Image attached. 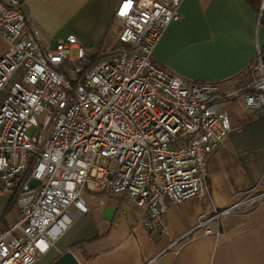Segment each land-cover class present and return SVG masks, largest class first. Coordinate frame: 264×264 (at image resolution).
Listing matches in <instances>:
<instances>
[{"label":"built area","instance_id":"1","mask_svg":"<svg viewBox=\"0 0 264 264\" xmlns=\"http://www.w3.org/2000/svg\"><path fill=\"white\" fill-rule=\"evenodd\" d=\"M182 1L121 0L123 45L98 53L75 35L44 50L39 32L28 29L25 0H0V40L9 44L0 57V191L19 208L0 227V264H35L72 224V207L87 211L86 191L144 208L151 236L168 233L171 204L208 193L210 158L232 129L223 103L241 95L247 109L264 106V63L259 50L232 88L230 80H189L156 60ZM32 180L39 184L28 188ZM263 201L259 183L236 192L183 238L218 235L211 222Z\"/></svg>","mask_w":264,"mask_h":264},{"label":"crops","instance_id":"2","mask_svg":"<svg viewBox=\"0 0 264 264\" xmlns=\"http://www.w3.org/2000/svg\"><path fill=\"white\" fill-rule=\"evenodd\" d=\"M121 0H25L28 29L39 32L44 50L67 36L93 52L122 46L115 15ZM257 5L264 0H183L180 17L157 42L153 55L189 80L232 81L238 87L264 48V25ZM9 44L0 40V57ZM236 97V101L234 98ZM223 103L232 129L210 158L208 193L171 204L168 233L151 236L145 209L124 196L85 192L87 211L77 215L35 264H53L71 250L80 264H264V201L248 213L226 215L217 235L183 238L204 214L224 209L236 192L264 188V106L247 109L237 95ZM17 199L0 191V227L18 216Z\"/></svg>","mask_w":264,"mask_h":264},{"label":"water","instance_id":"3","mask_svg":"<svg viewBox=\"0 0 264 264\" xmlns=\"http://www.w3.org/2000/svg\"><path fill=\"white\" fill-rule=\"evenodd\" d=\"M39 184L38 180H32L28 184V188L35 187ZM53 264H80L76 256L71 250L64 252L57 260L53 262Z\"/></svg>","mask_w":264,"mask_h":264},{"label":"trees","instance_id":"4","mask_svg":"<svg viewBox=\"0 0 264 264\" xmlns=\"http://www.w3.org/2000/svg\"><path fill=\"white\" fill-rule=\"evenodd\" d=\"M249 1H252V0H249ZM257 9H258V11H259V13H260V16H261V18H260V20H261V24L264 25V8L261 9V5H260V6L257 5ZM122 45H123V44H122ZM261 53H262V61H263V63H264V48L261 49ZM234 101H236V97L234 98Z\"/></svg>","mask_w":264,"mask_h":264},{"label":"rangeland","instance_id":"5","mask_svg":"<svg viewBox=\"0 0 264 264\" xmlns=\"http://www.w3.org/2000/svg\"><path fill=\"white\" fill-rule=\"evenodd\" d=\"M71 56L73 57V58H76L77 57V48H72V50H71ZM88 191H86V193H87ZM89 193V192H88Z\"/></svg>","mask_w":264,"mask_h":264}]
</instances>
